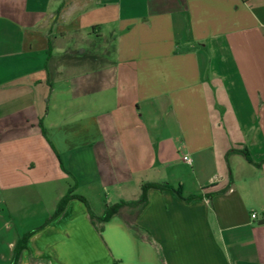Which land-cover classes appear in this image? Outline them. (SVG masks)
Listing matches in <instances>:
<instances>
[{"label": "crops", "instance_id": "1", "mask_svg": "<svg viewBox=\"0 0 264 264\" xmlns=\"http://www.w3.org/2000/svg\"><path fill=\"white\" fill-rule=\"evenodd\" d=\"M262 159L264 0H0V264H264Z\"/></svg>", "mask_w": 264, "mask_h": 264}, {"label": "trees", "instance_id": "2", "mask_svg": "<svg viewBox=\"0 0 264 264\" xmlns=\"http://www.w3.org/2000/svg\"><path fill=\"white\" fill-rule=\"evenodd\" d=\"M104 51V50H103ZM96 52V51H91V52H88V51H81L79 53H77V56H78V59L79 60H84V61H91L95 64L93 65H89V66H86L84 67L85 69H88V70H92V69H97L98 67H100V65H102V63L105 62V55L108 53L107 49H105L104 52ZM50 45L48 46V49H47V58H46V65H45V68L47 70V74L48 73V68H49V61H50ZM70 56L69 55H66V56H63V58H69ZM232 153H239L241 156H243V158L249 162V163H252L251 161V158L249 156V153L247 152V150L245 148H241V149H229L227 150V152L225 153L224 155V158H225V161L228 162V157L232 154ZM264 162V159H262L259 163H256L255 165L259 166L260 163ZM150 188H156V189H159V190H169L171 189V187L167 186V185H162V184H158V183H143L141 184L140 186V195L138 197V199L134 200V201H129V202H126V201H120L116 204H112V205H107L105 207V210H104V213L101 217L97 218L98 220L100 221H104L106 219H108L111 215H113L120 207L122 206H128L133 215L135 216L137 213H139L143 207L145 206L146 204V201H147V197H146V191ZM223 190H221L220 192H223ZM70 197V195L67 193L64 197H62L58 204H57V207H56V210L55 212L53 213L52 216H55L56 214H58L64 207L67 199ZM79 199H81L85 204V200L80 197ZM87 206V204H86ZM87 209H88V213H89V217L91 219H96V217L93 215V213L89 210L88 206H87ZM134 216L133 218H131L130 221H127L126 224L129 228L131 229H134L136 228L137 226L133 223V220H134ZM259 223H264V219H261L259 221ZM29 234H26L24 237H22L16 247H15V250H14V254H13V258L10 262V264H17V261H18V256H19V253L21 250L24 249L25 247V238L28 236Z\"/></svg>", "mask_w": 264, "mask_h": 264}, {"label": "built area", "instance_id": "3", "mask_svg": "<svg viewBox=\"0 0 264 264\" xmlns=\"http://www.w3.org/2000/svg\"><path fill=\"white\" fill-rule=\"evenodd\" d=\"M182 160L185 162V163H187V164H191V160H190V158L188 157V156H183L182 157ZM250 218L251 219H255L256 218V215H255V213H251L250 214Z\"/></svg>", "mask_w": 264, "mask_h": 264}, {"label": "rangeland", "instance_id": "4", "mask_svg": "<svg viewBox=\"0 0 264 264\" xmlns=\"http://www.w3.org/2000/svg\"><path fill=\"white\" fill-rule=\"evenodd\" d=\"M78 40H80V41H81V40H82V37H81V36H79V37H78ZM85 66H86V65H85L84 63H83V64H80V67H81V68H84ZM80 67H79V68H80Z\"/></svg>", "mask_w": 264, "mask_h": 264}]
</instances>
